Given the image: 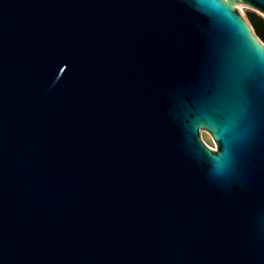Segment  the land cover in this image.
Returning <instances> with one entry per match:
<instances>
[{
  "label": "water",
  "instance_id": "water-1",
  "mask_svg": "<svg viewBox=\"0 0 264 264\" xmlns=\"http://www.w3.org/2000/svg\"><path fill=\"white\" fill-rule=\"evenodd\" d=\"M241 6L264 19L0 0V264H264V45Z\"/></svg>",
  "mask_w": 264,
  "mask_h": 264
},
{
  "label": "trees",
  "instance_id": "trees-1",
  "mask_svg": "<svg viewBox=\"0 0 264 264\" xmlns=\"http://www.w3.org/2000/svg\"><path fill=\"white\" fill-rule=\"evenodd\" d=\"M245 17L250 26L252 27V30L256 37L264 45V19L253 12H247Z\"/></svg>",
  "mask_w": 264,
  "mask_h": 264
},
{
  "label": "rangeland",
  "instance_id": "rangeland-1",
  "mask_svg": "<svg viewBox=\"0 0 264 264\" xmlns=\"http://www.w3.org/2000/svg\"><path fill=\"white\" fill-rule=\"evenodd\" d=\"M240 11H241V13H242V15L245 17L246 16V13L247 12H253L249 7H247V6H241L240 7ZM253 13H255V12H253ZM255 14H257V13H255ZM258 15V14H257ZM246 18V17H245ZM200 138L202 139V141L208 146V147H213V145H212V143H211V141H210V139L208 138V136L205 134V133H203V132H201L200 133Z\"/></svg>",
  "mask_w": 264,
  "mask_h": 264
}]
</instances>
